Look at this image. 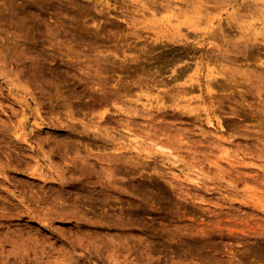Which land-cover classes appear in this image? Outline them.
Masks as SVG:
<instances>
[{
    "label": "rangeland",
    "instance_id": "374dc122",
    "mask_svg": "<svg viewBox=\"0 0 264 264\" xmlns=\"http://www.w3.org/2000/svg\"><path fill=\"white\" fill-rule=\"evenodd\" d=\"M263 10L0 0V264H264Z\"/></svg>",
    "mask_w": 264,
    "mask_h": 264
},
{
    "label": "bare ground",
    "instance_id": "6f19581e",
    "mask_svg": "<svg viewBox=\"0 0 264 264\" xmlns=\"http://www.w3.org/2000/svg\"><path fill=\"white\" fill-rule=\"evenodd\" d=\"M264 11V10H263ZM263 15V14H262ZM264 16V15H263ZM262 35L264 36V33L262 32ZM257 41H258V39H257ZM148 103V102H147ZM174 162V161H173Z\"/></svg>",
    "mask_w": 264,
    "mask_h": 264
}]
</instances>
